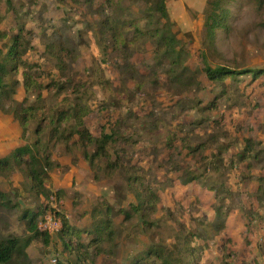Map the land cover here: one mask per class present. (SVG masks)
Segmentation results:
<instances>
[{"label":"rangeland","instance_id":"rangeland-1","mask_svg":"<svg viewBox=\"0 0 264 264\" xmlns=\"http://www.w3.org/2000/svg\"><path fill=\"white\" fill-rule=\"evenodd\" d=\"M156 2L0 0L1 30L8 39L30 32L25 59L46 86L20 140L48 156V195L33 190L27 156L0 169V236H32L33 217L50 237L30 243L24 264H132L153 245L183 263L264 264V75L212 82L204 74L205 65L264 70V2L166 0L176 67L151 37L167 24L149 14ZM214 11H225L226 28L212 41L205 22ZM56 32L68 38L63 72L42 58L43 37ZM75 99L90 109L83 121L95 142L86 147L52 134ZM106 221L111 240L93 244V228Z\"/></svg>","mask_w":264,"mask_h":264},{"label":"trees","instance_id":"trees-1","mask_svg":"<svg viewBox=\"0 0 264 264\" xmlns=\"http://www.w3.org/2000/svg\"><path fill=\"white\" fill-rule=\"evenodd\" d=\"M165 4L166 0H157L155 6L148 9L149 14L155 13L159 16V19L167 21L165 28H161L162 30L160 32L156 29V33L152 34L151 37L157 36L159 47L165 45L166 49L164 50L163 57H166L171 65L176 67L179 65L180 60V55L176 50L178 42L172 34ZM215 6V10H218V5ZM2 20L3 18L0 15V24ZM205 27L207 38L213 41L216 36V31L226 28L225 11H214L213 14L206 19ZM25 34H30V32L26 33L21 29L8 39L7 33L0 28V42L6 41L0 48V113L11 116L20 127H25L30 118L34 117L35 112L38 111V106L43 107L45 100L43 91L46 89V86L36 82L31 73L38 67L37 64L31 63L25 59V55L32 49L30 41L24 36ZM114 37L115 35H113V38ZM67 42L68 38L61 36L57 32L43 37L44 51L42 58L45 60L53 59L55 61V68L59 72H63L67 67L65 59L69 55V50L64 45ZM20 71L22 81L17 78ZM247 73H251L253 76L258 77L264 75V70L237 73L224 67L212 68L208 65L204 67L206 78L212 82H223L228 77H235L236 75H244ZM20 87L25 93V98L21 102L17 101L15 98ZM28 97L34 98L31 104H29ZM89 113L90 109L82 105L80 100L75 99L72 107L59 111V116L56 119L58 125L52 130V134L62 139L66 131L68 136L64 138L65 140L77 136L81 145L86 147L93 144L95 142L93 136L85 128V123L83 121V117L87 116ZM71 119L75 120V123L67 127L69 130H65L66 128H63L62 131L58 130L62 122H68ZM35 133H38V129ZM109 140H111V137L105 135L96 141L99 145V151H104L105 145ZM36 144L37 142H35V147ZM25 156L28 158V161L24 162L26 165L25 172L29 181L32 183L33 190L40 196L48 195V191L44 187V181L49 177L48 171H50L51 164L48 156H41L38 150L28 145H23L11 152L8 157L0 159V169L8 168L10 160L21 163ZM5 198V193L0 191V200H4ZM156 199L155 197V200ZM136 211H138V208ZM24 217L27 218V214L23 216L22 219H25ZM62 221V230L60 232L61 235L64 236L65 233L62 232L67 229L68 224L64 218H62ZM109 225V222L106 221L101 222L93 228V244L97 245L100 242L106 241V239L108 241L111 240L113 232L111 228H109ZM26 226L27 230L32 235L30 237L0 236V264H24L23 260L27 258L26 249L33 240L44 238L43 240L45 243L49 242L50 237L48 234L45 232L39 233L35 218H30ZM211 226L218 228L220 224H216L215 226L214 222ZM105 233L106 235H104ZM183 242L185 243L187 240ZM189 249V247L183 248L181 250L183 253L181 254L188 255ZM132 264H190V261L185 259L183 263L182 258L166 256L160 247L153 245L148 247L139 258L134 259Z\"/></svg>","mask_w":264,"mask_h":264},{"label":"crops","instance_id":"crops-1","mask_svg":"<svg viewBox=\"0 0 264 264\" xmlns=\"http://www.w3.org/2000/svg\"><path fill=\"white\" fill-rule=\"evenodd\" d=\"M17 101L21 102V99L17 97ZM20 137V125L11 116L0 113V152L3 153L1 157H8L15 149L23 146Z\"/></svg>","mask_w":264,"mask_h":264}]
</instances>
